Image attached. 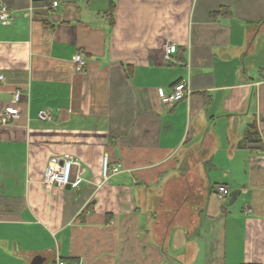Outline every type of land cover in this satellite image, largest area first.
I'll use <instances>...</instances> for the list:
<instances>
[{"label":"crops","instance_id":"0c3cea01","mask_svg":"<svg viewBox=\"0 0 264 264\" xmlns=\"http://www.w3.org/2000/svg\"><path fill=\"white\" fill-rule=\"evenodd\" d=\"M1 4L0 111L19 118L0 122V264H264V0ZM55 154L77 185L43 187ZM105 156L122 171L101 186Z\"/></svg>","mask_w":264,"mask_h":264},{"label":"built area","instance_id":"2783aa9c","mask_svg":"<svg viewBox=\"0 0 264 264\" xmlns=\"http://www.w3.org/2000/svg\"><path fill=\"white\" fill-rule=\"evenodd\" d=\"M58 2H54L53 5L57 6ZM13 19L11 17V12L6 4L0 5V24L10 25ZM165 58L168 60L170 55L175 53L177 46L174 44L167 45ZM74 62L76 64V69L78 71H83L87 62L86 59L81 54H76L74 56ZM5 80L4 74L0 75V84ZM158 93L161 101L166 105H171L173 103L189 99L193 90L191 88V80L188 77L185 80L175 84L169 91H165L163 88L158 89ZM22 98V92L17 90L14 93V101L19 102ZM19 118L18 112L12 106H6L0 111V122L4 125L10 124L12 121ZM39 118L42 121L49 122L53 119L51 112L47 110L39 111ZM77 165L75 159L69 155L55 154L51 156L48 166L45 171L44 178L42 180L43 187L51 191L55 187L66 188L68 186L77 185L81 180V175L77 174L74 176V168ZM77 172H83V169H76ZM122 171L121 164L111 165L109 158L105 156L102 166V184L107 182L113 175L119 174ZM101 184V185H102ZM227 193V188L225 186L219 187V198L223 199ZM54 264H82L81 262H67L63 259H57Z\"/></svg>","mask_w":264,"mask_h":264},{"label":"rangeland","instance_id":"374dc122","mask_svg":"<svg viewBox=\"0 0 264 264\" xmlns=\"http://www.w3.org/2000/svg\"><path fill=\"white\" fill-rule=\"evenodd\" d=\"M105 183H107V182H105ZM102 184V179H101V182H100V185ZM104 184V183H103ZM102 184V185H103ZM101 185V186H102ZM163 181L160 183V185H158V184H155V185H153L152 186V193H150V195H149V198H148V201H149V203L151 204L152 203V207H153V209L156 207V205H155V203L156 202H159V196H161L162 194V189H163ZM179 187L178 186H172V191L173 192H175L176 193V191H178L177 189H178ZM181 186H180V190H181ZM182 191V190H181ZM143 196V195H142ZM154 203V204H153Z\"/></svg>","mask_w":264,"mask_h":264},{"label":"trees","instance_id":"16d2710c","mask_svg":"<svg viewBox=\"0 0 264 264\" xmlns=\"http://www.w3.org/2000/svg\"><path fill=\"white\" fill-rule=\"evenodd\" d=\"M244 139H245L244 140L245 142H249V143H258L261 141L260 140L261 138H260V135H259V132H258V129L255 123H252L248 126Z\"/></svg>","mask_w":264,"mask_h":264},{"label":"water","instance_id":"95a60500","mask_svg":"<svg viewBox=\"0 0 264 264\" xmlns=\"http://www.w3.org/2000/svg\"><path fill=\"white\" fill-rule=\"evenodd\" d=\"M71 186H68V188ZM46 257L44 255H36L32 258L30 264H44Z\"/></svg>","mask_w":264,"mask_h":264}]
</instances>
